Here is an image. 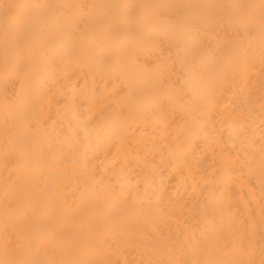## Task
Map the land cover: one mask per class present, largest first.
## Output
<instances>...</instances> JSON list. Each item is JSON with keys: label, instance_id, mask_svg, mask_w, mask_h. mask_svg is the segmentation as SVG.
<instances>
[{"label": "bare ground", "instance_id": "bare-ground-1", "mask_svg": "<svg viewBox=\"0 0 264 264\" xmlns=\"http://www.w3.org/2000/svg\"><path fill=\"white\" fill-rule=\"evenodd\" d=\"M0 264H264V0H0Z\"/></svg>", "mask_w": 264, "mask_h": 264}]
</instances>
